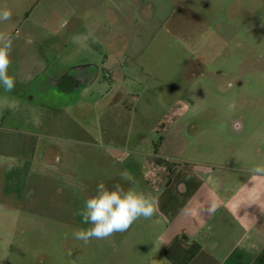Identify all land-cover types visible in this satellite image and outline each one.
<instances>
[{"label":"crops","instance_id":"1","mask_svg":"<svg viewBox=\"0 0 264 264\" xmlns=\"http://www.w3.org/2000/svg\"><path fill=\"white\" fill-rule=\"evenodd\" d=\"M229 1L0 0V7L7 6L13 13L12 20L0 22V31L16 37L9 68L16 83L12 92L0 86V128L25 136L16 144L19 147L28 144L31 148L30 141L41 137L48 143L44 159L37 156L38 149L27 158L0 152V194L5 200L9 196L24 198L37 167L59 169L52 157L60 163L66 155L54 148L55 142L66 139L86 147L96 145L63 138L51 128L74 105L72 93L81 96L90 90L88 86L98 79L96 68L98 72L103 68L106 76L119 82L131 76L121 69V51L173 46L195 55L201 50L200 42L214 43L208 36L225 34L211 20L218 10L227 13ZM73 38L80 45H73ZM79 47L100 53V60L81 58ZM189 62L187 66L195 69ZM74 68L88 72L82 78L67 76ZM194 69H188L189 77L199 73ZM224 127L173 122L157 129L161 143L153 150H131L130 143L114 141L119 137L116 128L100 125L104 155L118 163L129 161L128 172L135 182L122 180V171H117L109 176L112 183L138 189L141 182L140 189L151 192L156 200L154 217L137 220L135 225L138 232L133 238L156 243V249L146 254L145 264H264V176L254 177L251 171L264 164V141H245L229 158L231 148L206 138L209 131L220 132ZM240 128L241 133L247 131L245 126ZM83 129L97 140L93 128ZM139 141L142 147L145 140ZM97 180L104 183L105 178ZM213 205L214 210L209 211ZM118 237L120 243L126 241L121 234ZM123 258L118 255L119 264Z\"/></svg>","mask_w":264,"mask_h":264},{"label":"rangeland","instance_id":"2","mask_svg":"<svg viewBox=\"0 0 264 264\" xmlns=\"http://www.w3.org/2000/svg\"><path fill=\"white\" fill-rule=\"evenodd\" d=\"M226 8V14L218 10L211 20L225 34L208 36L214 43L207 46L200 42L201 50L195 55L173 46H161L158 51L153 45L147 46L149 50L121 51V69L131 72L128 79L117 82L103 71L96 72L98 79L88 86V92L81 96L72 93L74 105L53 123L52 131L63 138L96 145L86 147L66 139L55 142L54 148L66 155L60 163L52 157L59 171L37 167L23 199L9 196L5 200L6 196L0 194V264H119V254L124 257L121 264H145L146 254L156 249L149 238H133L137 221L125 232L87 244L73 236L76 229L90 226L77 212L95 194L100 183L97 179L105 178L104 183L111 188L113 180L109 176L128 171L131 165L105 156V147L100 146L105 144L100 142V125L116 128L119 137L114 141L130 143L127 148L131 150H153L161 143L157 129L173 122L226 126L220 132L209 131L206 138L231 148L229 158L245 141H264V0H232ZM181 35L191 39L190 35ZM72 44L80 42L73 38ZM79 48L81 58L100 60V53ZM186 62L194 64L195 69ZM189 68L199 73L189 77ZM232 101L235 107L229 110ZM82 126L93 128L97 140L90 138ZM243 126L247 128L245 133L240 132ZM142 137L145 142L139 147ZM23 138L20 133L0 128V152L27 158L32 156L30 151L38 149L37 156L44 159L48 143L41 137L30 141L31 148L28 144L16 146ZM6 142L12 144L2 145ZM118 234L124 237V243L119 242Z\"/></svg>","mask_w":264,"mask_h":264},{"label":"clouds","instance_id":"3","mask_svg":"<svg viewBox=\"0 0 264 264\" xmlns=\"http://www.w3.org/2000/svg\"><path fill=\"white\" fill-rule=\"evenodd\" d=\"M13 13L7 6L0 7V22L12 20ZM12 34L0 31V86L6 92L15 88V78L9 74L12 64V51L14 47ZM235 107V102L228 104L229 110ZM255 176H264V164H258L251 169ZM120 178L129 184H134V178L127 171L120 173ZM214 205L209 211L214 210ZM156 200L151 192L135 187L125 188L115 183L111 188L105 183L97 184L95 194L84 201V207L77 212L82 217L87 228H78L73 232L77 240L87 244L92 239H107L116 233L127 231L137 220L143 218L150 220L156 214Z\"/></svg>","mask_w":264,"mask_h":264},{"label":"flooded vegetation","instance_id":"4","mask_svg":"<svg viewBox=\"0 0 264 264\" xmlns=\"http://www.w3.org/2000/svg\"><path fill=\"white\" fill-rule=\"evenodd\" d=\"M103 71L104 72V69L103 68H100V72ZM86 72H88L86 70V68H74V69H71L67 76H73V75H76L78 76L79 78H82L83 74H86ZM97 72H98V69H97ZM66 76L67 80H68V77ZM65 78V79H66Z\"/></svg>","mask_w":264,"mask_h":264}]
</instances>
